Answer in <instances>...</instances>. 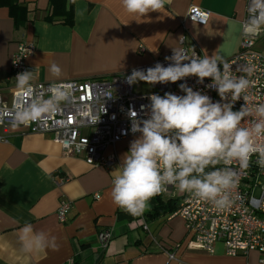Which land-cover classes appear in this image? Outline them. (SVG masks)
<instances>
[{
	"label": "crops",
	"instance_id": "crops-1",
	"mask_svg": "<svg viewBox=\"0 0 264 264\" xmlns=\"http://www.w3.org/2000/svg\"><path fill=\"white\" fill-rule=\"evenodd\" d=\"M10 2L28 10L18 27L9 14ZM69 5L72 26L44 20L48 0H0V94L4 99L10 95L6 78L20 41L35 46L25 58L32 81L105 78L180 49L182 36L184 46L230 58L239 49L245 12V0H166L163 12H151L137 22L138 17L128 14L121 0H66V8ZM190 6L208 11L205 24L186 18ZM257 47H264V39ZM53 64L61 69L58 77L51 72ZM137 136L108 148L115 162L105 167L63 155L51 133H30L20 127H9L6 133L0 130V264H71L73 258L79 264H264L256 251L229 256L220 243L214 253L202 251L191 241L180 217L158 210L168 201L177 206L179 195L155 196L149 210L138 217L113 203L115 170ZM61 201L69 203L65 222L56 217ZM26 222L36 231L54 235L58 250L23 252L19 229ZM101 231L110 235L104 248L97 239ZM168 253L175 257L168 258Z\"/></svg>",
	"mask_w": 264,
	"mask_h": 264
},
{
	"label": "clouds",
	"instance_id": "clouds-1",
	"mask_svg": "<svg viewBox=\"0 0 264 264\" xmlns=\"http://www.w3.org/2000/svg\"><path fill=\"white\" fill-rule=\"evenodd\" d=\"M121 3L128 14L138 17L137 22H143L149 13L163 12L166 0ZM247 13L242 35L255 39L264 34V0H248ZM165 59L171 61L167 66L157 62L146 70L133 68L126 82L130 86L138 82L155 85L196 77L197 83L204 84L210 78L211 83L205 86L214 89L220 100L214 102L209 95L181 83L184 95L166 92L148 97L147 118L139 119L131 111V131L139 136L130 142L115 170L112 201L128 214L142 216L149 210L150 200L171 186L217 210H226L233 204L231 193L240 180L238 171L230 166L233 161L240 170H247L255 155L256 164L264 169V103L249 106L247 95L254 69L245 66L233 71L232 64L216 52L198 56L194 49L189 56L183 49L173 48V55ZM51 72L58 77L61 69L53 64ZM33 78L32 71L16 77L17 87L25 90L29 100L15 112L14 128L56 113L71 96L67 87L57 84L50 86L47 98L33 94L29 91ZM241 97L245 104L234 111ZM248 116L255 118L249 127L242 126ZM19 241L21 250L28 254L59 248L54 235L36 231L28 222L19 229Z\"/></svg>",
	"mask_w": 264,
	"mask_h": 264
},
{
	"label": "built area",
	"instance_id": "built-area-1",
	"mask_svg": "<svg viewBox=\"0 0 264 264\" xmlns=\"http://www.w3.org/2000/svg\"><path fill=\"white\" fill-rule=\"evenodd\" d=\"M247 4L248 0H245L241 30L242 21L248 15ZM208 14L207 10L190 6L186 18L205 24ZM182 27L185 28L183 23ZM262 39L264 34L255 39H248L241 32L238 51L227 58L232 64L233 71L237 67L245 66L254 69L250 77L251 85L247 90L249 106L264 103V47H257ZM180 43L182 44L180 49L189 56L192 55V49L198 56L204 55L198 47L184 46V36L180 38ZM34 48L33 43L20 41L12 55L10 72L6 78V82L10 83V95L8 99H4L0 94L2 133H6L9 127H12L15 112L29 100L25 90L17 87L16 77L24 71H32L26 65L25 58L33 53ZM172 55L173 51L165 57L156 58L147 64L137 65L105 78L68 79L57 82L31 81L32 87L29 91L33 94L47 98L50 86L57 84L67 87L71 96L61 104L56 113L19 127L30 133H51L53 141L60 146L63 155L80 157L90 166L107 167L115 162V155L107 153V149L127 137L139 135L131 131L130 112H136L139 119L147 118L146 113L150 105L148 97L151 94L163 96L166 92H171L184 95L179 84L186 83L193 90L209 95L214 102L220 100L214 89L205 86L211 83L210 78H206L204 84L197 83L196 77H187L176 83L149 85L150 90L145 93L139 92V83L130 86L126 82V77L131 74L133 68L146 70L157 62L167 66L171 61L165 58ZM241 74L244 73H237V75ZM244 104L245 101L241 97L235 103L233 110H239ZM254 118V116L245 117L242 126L249 127ZM256 159L254 155L247 170H240L236 161L230 165L238 171L240 180L237 188L231 193L233 204L226 210H217L210 203L195 199L188 193L179 192L175 187L169 186L168 190L163 192L172 196L179 195V202L172 211L171 217L178 216L182 219L191 241L202 251L214 253L215 245L220 243L226 255H246L256 251L260 254L259 261L264 262V169L256 164ZM94 197L98 198L99 194L94 193ZM68 209V202L59 203L56 213L59 222L66 221ZM109 237V233L105 231L97 234L102 248L106 246ZM174 257V253H168V258Z\"/></svg>",
	"mask_w": 264,
	"mask_h": 264
},
{
	"label": "trees",
	"instance_id": "trees-1",
	"mask_svg": "<svg viewBox=\"0 0 264 264\" xmlns=\"http://www.w3.org/2000/svg\"><path fill=\"white\" fill-rule=\"evenodd\" d=\"M8 8L9 14H11L14 19V25L16 27L20 26L27 17V8L15 2H10ZM44 20L72 26L74 21L73 9L71 5L66 8V0H48V6ZM160 208H162L163 211L171 212L176 208V205L175 202L168 201L167 204H165L163 207H159L158 210ZM157 211L156 213H158ZM71 264H79V261L73 258Z\"/></svg>",
	"mask_w": 264,
	"mask_h": 264
},
{
	"label": "rangeland",
	"instance_id": "rangeland-1",
	"mask_svg": "<svg viewBox=\"0 0 264 264\" xmlns=\"http://www.w3.org/2000/svg\"><path fill=\"white\" fill-rule=\"evenodd\" d=\"M140 84L139 92L145 93L150 90V86L146 84L145 82H138Z\"/></svg>",
	"mask_w": 264,
	"mask_h": 264
}]
</instances>
